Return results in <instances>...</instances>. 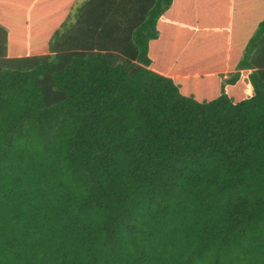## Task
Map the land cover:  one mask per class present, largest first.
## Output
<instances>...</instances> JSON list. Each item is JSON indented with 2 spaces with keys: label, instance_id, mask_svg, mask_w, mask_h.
<instances>
[{
  "label": "trees",
  "instance_id": "1",
  "mask_svg": "<svg viewBox=\"0 0 264 264\" xmlns=\"http://www.w3.org/2000/svg\"><path fill=\"white\" fill-rule=\"evenodd\" d=\"M177 1L0 0V264H264V0Z\"/></svg>",
  "mask_w": 264,
  "mask_h": 264
},
{
  "label": "crops",
  "instance_id": "2",
  "mask_svg": "<svg viewBox=\"0 0 264 264\" xmlns=\"http://www.w3.org/2000/svg\"><path fill=\"white\" fill-rule=\"evenodd\" d=\"M182 1H187L186 5L184 4H179V0L177 1V5L175 7V11L177 14L180 15H184V16H191V17H195V18H199L200 14L199 11L201 9V6L198 7L196 10L194 8H189V0H182ZM240 2H246L247 0H239ZM233 2H238L237 0H233ZM191 6V4H190ZM210 7L207 8L206 13L204 14L205 16H207L209 18V16H221L224 15V17L228 16V12L230 11L229 8H227L225 5H223V3H212L209 5ZM224 7L226 8V10L224 9ZM177 8V10H176ZM235 9V8H233ZM204 10L201 11V14L203 13ZM253 13L251 12H246L245 17H247L246 20H243V16L239 17L237 15L236 12H234V10L232 11L231 14V24L230 27L231 30H233L235 32V28L234 26H236L237 24V28H239V35H236L237 37L234 38V41H232L233 43L231 44L234 48H237L238 46H240L242 44V41L245 40V38L247 37V35L249 33H253L254 29H255V25L253 22H250L252 19H249V16H253ZM242 18V20L240 19ZM244 83L249 84V81L245 79L244 77Z\"/></svg>",
  "mask_w": 264,
  "mask_h": 264
},
{
  "label": "rangeland",
  "instance_id": "3",
  "mask_svg": "<svg viewBox=\"0 0 264 264\" xmlns=\"http://www.w3.org/2000/svg\"><path fill=\"white\" fill-rule=\"evenodd\" d=\"M180 32H181V30H179V31H178V32H176L175 34H176V35H178V33H180Z\"/></svg>",
  "mask_w": 264,
  "mask_h": 264
}]
</instances>
